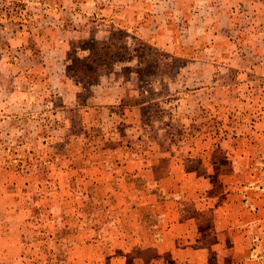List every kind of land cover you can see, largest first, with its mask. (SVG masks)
<instances>
[{"label": "crops", "instance_id": "crops-1", "mask_svg": "<svg viewBox=\"0 0 264 264\" xmlns=\"http://www.w3.org/2000/svg\"><path fill=\"white\" fill-rule=\"evenodd\" d=\"M114 1L112 6L106 4L98 19L84 15V21L78 24L64 18L61 25L49 26V34L39 42L44 45L37 54L41 70L31 85H25L24 78L16 84L7 80L0 84V111H26L38 118L35 123L59 130L60 137L53 134L47 140L54 149L49 150V174L56 172L50 166L55 158L68 157L67 152L57 153L58 142H72V134L66 128L61 132V127L70 122L74 108L83 104L78 101L81 87L68 79L70 51L82 57L89 55V43L110 39L120 20L142 19L135 12L136 6L131 16L136 0H127L130 7L123 10L118 0ZM145 1L148 8L141 12L143 18L148 17L145 35L158 33L162 39L158 42L162 53L156 78L149 85L133 86L114 69L107 81L104 77L90 87L88 105L81 109L79 118L86 127L95 121L89 114L97 111L102 126L112 124L121 130L114 140L123 145L126 142L125 147L129 143L147 144V162L136 167L133 163L140 160L133 148L121 153L116 149L121 160L110 167L113 174L121 170L134 174L137 190H149L155 197L151 204L159 206L160 216H136L132 233L140 241L134 245L133 254L136 250H153L155 255L132 261L264 264V25L254 22L247 11L243 14L246 22L240 23L238 0ZM178 46L192 47L196 52L184 53ZM139 61L141 58L133 55L119 64L135 78L140 74L135 68ZM21 75L28 73L16 72L14 76L19 79ZM217 110L224 111L229 122L238 116L239 123L252 127L228 134L226 145L217 144L218 135L211 127ZM233 113L236 116L230 118ZM124 130L126 133H122ZM36 135V139L46 140L44 134ZM9 142L0 144H6L0 147L4 154L10 153ZM216 152L228 163L227 169ZM126 153L127 164L122 160ZM34 155L20 159L15 168L9 166L7 156L0 161V254L13 253L17 242V248L21 247V241L29 235L21 230L33 216L26 188L42 183V169ZM106 159L104 149L101 160ZM84 160L81 157L80 163L62 165L60 170L82 177L87 171ZM141 175L146 186L139 189L137 177ZM47 180L49 189H55L54 181L50 177ZM80 189L83 195V187ZM191 206L194 215H190ZM32 235L34 238V231ZM89 246L87 241L78 245L81 252Z\"/></svg>", "mask_w": 264, "mask_h": 264}, {"label": "rangeland", "instance_id": "rangeland-1", "mask_svg": "<svg viewBox=\"0 0 264 264\" xmlns=\"http://www.w3.org/2000/svg\"><path fill=\"white\" fill-rule=\"evenodd\" d=\"M124 1L118 0L117 4L120 5L121 10L130 7L127 5L128 1ZM112 2L117 1L0 0V84L2 80L18 83L24 78V84L31 85L36 72L41 70L39 64L41 59L37 54L42 52L44 45L43 42L41 44L39 42L49 34V26L61 25L64 18L72 20L73 24H78L79 20L84 21L82 18L84 15H92L98 19L99 13L102 14L106 4L112 6ZM133 7L142 19L120 20V27L118 26L110 39L89 43L88 46L92 48L89 58L87 57L89 55L82 57L77 51L71 50L69 53L68 79L69 82H76L81 87V91H78L80 96L78 101L83 104L80 108L75 107L72 115L67 113L68 117L69 115L72 117L69 123H65L62 127L60 125L61 132L66 128V132L72 134V142H58L56 145L58 154L65 152L68 154V157L55 158L50 163L56 172L52 174L48 172L49 150L54 149L48 146L47 140L48 136L59 134V130L54 129L53 125L35 123L38 118H34L32 113L28 114L26 111V113L14 111L11 112L12 114L8 111H0V144L10 140L7 150L11 148L7 155L0 151V161L7 156L10 158L9 166L15 168L20 159L31 158V154H35L34 157L38 158L37 163L42 169L40 172L42 183L38 186L34 183L26 188L30 192L27 201L33 219L29 216L27 222L22 224L21 230L29 232V235L23 238L21 247L17 248L20 244L17 242L14 246L16 252L0 254V264H135L132 259L136 257L145 258L155 255L153 250H136L133 254L134 245L139 244L140 241L132 237L133 229H136L134 224L136 216L139 214L160 216L157 211L159 206L151 204L155 197L149 190H137L134 174L126 170L113 174L110 169L121 160L116 149L121 153L124 149L133 148L134 155L140 160L133 163L136 167L142 162H147L145 161L149 159L145 149L147 144L129 143V147H125L126 142L123 145L114 140V137L121 135V130L112 124L102 126L101 119H98L101 115L97 111L89 114L95 121L86 127H83L79 121L82 115L81 109L88 105L90 87L104 77L107 81V75H111L114 69L120 70L119 74H123L125 81H129L127 84L133 86L149 85L156 78L158 56L162 53L158 42L162 39L158 33L145 35L144 23H146L145 18L148 17L145 15L143 18L141 12L148 8V3L145 0H136L131 6V16ZM237 10L240 23L246 22L243 14L247 11L254 16V22L264 25V0H238ZM126 27L131 28V31L128 32ZM178 49L189 54L196 52L192 47L178 46ZM133 55L141 58V61L135 64L137 66L135 68L140 73L135 78L127 75L128 68H123L119 64V61H126ZM22 71L24 74L27 72L28 75L15 78L16 72L21 74ZM8 73L14 77H8L6 75ZM233 115L236 116L233 113L230 118H233ZM225 117L224 111L217 110V117L211 125L218 135L217 144L226 145L228 134L246 132V129L252 127L239 123L238 116L230 122ZM122 133H126L125 130ZM36 134H44L46 140L36 139ZM4 146L5 143L0 145V147ZM104 149L107 150V159L102 161ZM23 152L24 154L21 155ZM217 153L216 158L221 161L220 164L224 168L227 166V169L228 163ZM81 157L85 159L83 164L87 169L82 177L80 173L72 174L64 172V169L60 170L62 165H74L76 161L80 163ZM122 160L127 164V153ZM49 177L54 181L53 190L49 189L51 187L47 180ZM144 179V175L137 177L139 189L146 186ZM192 209L191 206L190 215H194ZM26 214L22 213L21 216ZM33 231L35 239L32 235ZM82 241H87L91 246L81 252L78 245ZM125 256H128L127 260L124 259ZM192 256L194 258L193 253Z\"/></svg>", "mask_w": 264, "mask_h": 264}, {"label": "trees", "instance_id": "trees-1", "mask_svg": "<svg viewBox=\"0 0 264 264\" xmlns=\"http://www.w3.org/2000/svg\"><path fill=\"white\" fill-rule=\"evenodd\" d=\"M88 58L90 57V55L89 56H87ZM121 59V58H120Z\"/></svg>", "mask_w": 264, "mask_h": 264}]
</instances>
